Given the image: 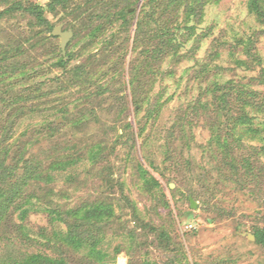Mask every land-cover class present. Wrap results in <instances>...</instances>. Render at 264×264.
Wrapping results in <instances>:
<instances>
[{
	"label": "rangeland",
	"instance_id": "obj_1",
	"mask_svg": "<svg viewBox=\"0 0 264 264\" xmlns=\"http://www.w3.org/2000/svg\"><path fill=\"white\" fill-rule=\"evenodd\" d=\"M20 2L25 8L29 4L39 5L54 29L63 26L64 31H73L77 16L50 6L51 0H0V61L5 55H14L25 48L23 55L16 58L24 62L34 59L39 64L36 69L41 71L34 82L45 81L44 89L54 92L48 114L16 123L4 142L1 140L5 134L0 136V147L10 150L7 163H11L27 140L22 152L26 158L50 148L47 136L36 130L46 121L63 122L67 113L72 115L71 121L58 140L62 148L69 147L63 155L48 162L45 172L51 176L46 178L48 183L41 185L50 187L51 198L67 210L83 205L86 211L93 210L91 206H111L114 215L111 220L115 223L106 228L107 238L102 247L110 254L118 251L113 264H264V245L255 236V232L264 230V180L256 184L250 179H230V175V180L225 181L214 169L218 161L209 154L211 132L204 120L194 123L189 146L181 138L169 145L168 132L179 116V109L202 95L211 99L206 91L212 90L217 81L236 80L264 94V26L250 12V0H221L207 5L196 35L187 37L189 42L178 59L164 63L166 74L150 93L165 104L157 120H148L145 110L135 113L130 86L126 85L128 115L136 140L134 151L132 140L124 148L121 146L127 143V135L118 141V103L111 99L116 94H107L109 99L102 108H97L96 117L89 112L86 116L77 114L83 105L77 100L76 88L60 91L51 80L61 74L51 67L55 58L48 60L49 48L30 40L41 31L30 26L37 22V16L25 9L9 10ZM259 2L264 5V0ZM144 3L141 0L138 5L137 19ZM249 37L255 47L247 54L244 48L235 45L236 39ZM86 41L71 39L68 51L77 57L74 64L84 62L100 48L84 47ZM54 42L61 48L60 38ZM237 59L244 60L245 66L239 65ZM6 85H10L9 80H0V97L12 99L22 91L23 84L18 83L8 97ZM111 90L118 88L114 85ZM110 103L114 108L109 112ZM9 113L4 103H0V119ZM78 120L85 122L78 125ZM24 133L27 136L22 138ZM246 143L258 149L264 147L261 140L249 139ZM71 147H77V152ZM96 151L98 155L93 157ZM75 153H81V158L67 169L60 165L50 168L54 160ZM260 157L264 163L263 151ZM56 229L66 230V226L52 224L50 215L43 211L32 210L27 217L16 212L12 222L0 230V264H16L28 254H50L45 242Z\"/></svg>",
	"mask_w": 264,
	"mask_h": 264
},
{
	"label": "trees",
	"instance_id": "obj_2",
	"mask_svg": "<svg viewBox=\"0 0 264 264\" xmlns=\"http://www.w3.org/2000/svg\"><path fill=\"white\" fill-rule=\"evenodd\" d=\"M140 1L85 0L77 3V0H51L50 6H58L77 15L76 23L72 26V41L80 43L87 40L84 47L100 46L95 54L78 64L73 63L77 57L68 51L72 42L68 44L65 56L54 42L60 37L53 35L54 27L45 19L39 5L29 4L25 8L20 2L9 8L10 11L25 9L37 16V22L30 26L41 31L30 40L41 42L49 48L46 56L51 58L48 60L55 58L51 67L60 70L61 74L51 80L58 84L60 91L76 88L77 100L80 106L83 105L77 113L79 116H86V112H89L96 117L97 108H102L109 99L106 98L107 94H116L111 99L118 103V141L127 135V143L121 146L124 148L132 140V151L136 148V140L134 125L128 115L126 85L130 86L135 113L145 110L148 120H157L165 104L160 97H151L150 93L159 78L166 74L164 63L182 55L181 50L189 42L187 37L196 35L207 5L221 0H145L141 16L137 19ZM259 1L250 0L249 10L264 26V5ZM93 2L97 5H92ZM184 30L188 31L185 35L182 33ZM254 44L253 38L249 37L236 39L235 46L244 48L248 54L254 49ZM24 50L5 55L0 61V65L4 64L0 66V80H9L10 83L6 85L8 89L5 94L9 97V92L18 83L23 84L22 91L12 99L6 95L0 97V103H4L5 109L10 111L0 119V136L5 134L0 139L2 142L8 139L16 123L28 117L48 114L49 105L53 102L54 92L44 89L45 81L41 84L34 82L41 73L36 69L39 64L34 59L24 62L16 58L23 55ZM237 62L245 66L244 60L237 59ZM47 71L51 73L49 69ZM114 85L118 90H111ZM206 94L211 95L210 100L202 95L179 109V116L168 131L169 145L171 141L174 143L181 138L189 146L194 123L199 124L204 120L211 132L209 154L214 161H218L215 171L225 181L242 178L254 180L256 184L263 182L264 163L261 162L260 151L264 152V147L258 149L247 145L246 141H264V94L236 80L217 81L212 90L207 89ZM113 108L110 103L107 110L110 112ZM71 117L66 113L61 123L55 120L41 125L36 132L47 136L46 140L51 146L29 158L22 155L28 140L22 142V149L17 151L10 164L7 163L9 148L0 147V230L6 223L12 222L16 212L20 211L22 216L27 217L32 210L49 214L52 224L62 223L66 226V230H53L46 239L45 247L50 254H28L16 264H113L116 260L117 250L115 254H110L102 247L107 238L106 228L115 223L111 220L114 216L111 206H91L93 210L86 211L87 207L83 205L67 210L51 198L53 190L50 187L41 185V182L48 183L51 176L45 172L48 162L55 156L63 155L69 147L62 148L58 139ZM80 122L83 124L85 121L78 120L77 124ZM26 136L27 133H24L22 138ZM100 144L96 146L100 147ZM71 150L77 152V147H71ZM97 155L96 151L93 157ZM80 156L81 153L62 156L51 162L50 168L60 165L65 170ZM25 236L31 241L29 235ZM255 236L264 245V230L255 232Z\"/></svg>",
	"mask_w": 264,
	"mask_h": 264
},
{
	"label": "water",
	"instance_id": "obj_3",
	"mask_svg": "<svg viewBox=\"0 0 264 264\" xmlns=\"http://www.w3.org/2000/svg\"><path fill=\"white\" fill-rule=\"evenodd\" d=\"M53 35L60 37L61 39V49L62 53L65 56L67 53V46L70 43L71 39L73 38V32L72 31H64L63 26H58L54 29ZM174 187L173 185L171 186ZM192 204L194 205V201L191 200Z\"/></svg>",
	"mask_w": 264,
	"mask_h": 264
}]
</instances>
